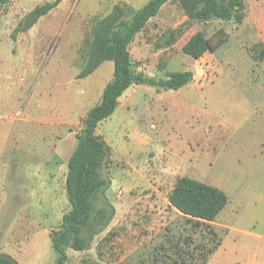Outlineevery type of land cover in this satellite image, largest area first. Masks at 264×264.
<instances>
[{"label":"rangeland","instance_id":"374dc122","mask_svg":"<svg viewBox=\"0 0 264 264\" xmlns=\"http://www.w3.org/2000/svg\"><path fill=\"white\" fill-rule=\"evenodd\" d=\"M11 0L0 6V251L19 264H55L50 233L69 209L67 160L87 110L100 100L113 63L78 73L90 29L114 5L129 16L147 0ZM245 17L189 20L163 4L129 44L137 69L160 78L191 70L177 90L128 87L96 131L111 153L107 227L65 264H264V0H244ZM227 40L194 59L181 50L196 31L218 28ZM260 100V101H258ZM256 101V102H255ZM189 176L223 190L228 202L197 223L167 195Z\"/></svg>","mask_w":264,"mask_h":264},{"label":"trees","instance_id":"16d2710c","mask_svg":"<svg viewBox=\"0 0 264 264\" xmlns=\"http://www.w3.org/2000/svg\"><path fill=\"white\" fill-rule=\"evenodd\" d=\"M11 0H0V6ZM60 0L35 7L30 15L33 20L46 14ZM175 1L189 20H232L241 23L245 17L244 0H147L140 8L127 16L120 5L90 29V52L86 63L78 73L79 78L91 74L102 62L113 63L112 76L102 89L100 100L90 107L80 132L75 134L76 144L68 157L65 174V193L69 209L61 216L57 230L50 233V244L56 255L55 264H65L67 248L82 251L89 247L93 237L108 226L115 208L105 192L111 184L107 167L110 147L96 128L115 111L118 99L133 84L152 85L162 90H177L193 79L191 70L167 71L164 76L154 78L137 69L129 53V44L144 28L160 7ZM223 28L216 29L210 37L202 30L194 32L182 45L187 56L197 59L206 52H214L226 40ZM262 52L264 48L262 46ZM169 205L184 216L196 219L197 223L212 221L228 202L226 193L220 188L189 176H180L167 195ZM0 264H12L0 258ZM166 264H187L184 259ZM197 264H202L197 263Z\"/></svg>","mask_w":264,"mask_h":264},{"label":"crops","instance_id":"0c3cea01","mask_svg":"<svg viewBox=\"0 0 264 264\" xmlns=\"http://www.w3.org/2000/svg\"><path fill=\"white\" fill-rule=\"evenodd\" d=\"M150 86V85H149ZM130 87H132V89L134 90L136 87H138V84H133V85H131ZM129 87V88H130ZM153 87H155V86H153ZM155 88H157V87H155ZM159 89V88H158ZM124 95V94H123ZM122 96V95H121ZM119 99H120V97H119ZM118 99V105H119V103H120V100ZM258 101H260V100H258ZM256 102V101H255ZM118 105H117V107H118ZM116 107V108H117ZM116 110V109H115ZM6 149H8L7 147H4V144H2V143H0V155L2 156L3 154H4V152L6 151Z\"/></svg>","mask_w":264,"mask_h":264},{"label":"water","instance_id":"95a60500","mask_svg":"<svg viewBox=\"0 0 264 264\" xmlns=\"http://www.w3.org/2000/svg\"><path fill=\"white\" fill-rule=\"evenodd\" d=\"M0 258H5L9 260L12 264H19L14 257L2 251H0Z\"/></svg>","mask_w":264,"mask_h":264}]
</instances>
